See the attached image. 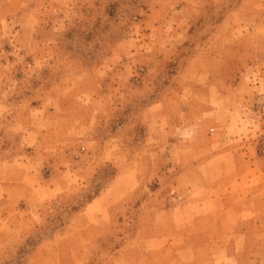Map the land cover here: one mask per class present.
Here are the masks:
<instances>
[{"label": "rangeland", "instance_id": "obj_1", "mask_svg": "<svg viewBox=\"0 0 264 264\" xmlns=\"http://www.w3.org/2000/svg\"><path fill=\"white\" fill-rule=\"evenodd\" d=\"M230 149L211 173H264V0H0V264H168L164 192Z\"/></svg>", "mask_w": 264, "mask_h": 264}, {"label": "crops", "instance_id": "obj_2", "mask_svg": "<svg viewBox=\"0 0 264 264\" xmlns=\"http://www.w3.org/2000/svg\"><path fill=\"white\" fill-rule=\"evenodd\" d=\"M188 114V111H181L178 117L187 118ZM164 116H166L165 112ZM191 127L188 130L194 131L195 126ZM170 143L181 148L184 145L181 139L170 140ZM210 144L212 148L218 145L217 142H210ZM207 147L209 148V146H200L199 142L196 147L197 152H200L199 156L210 152V148L208 151L204 150ZM197 152L193 159L195 162L192 160L194 168L185 176L181 175L182 178L177 179V182L185 180L188 183L191 182V189L182 190L178 185L174 190L169 189L164 192V199H169V204L164 205V229L179 227L187 232L182 234L176 231L174 234L164 230V251L170 250L168 264H195L202 259L200 252L204 249L209 250V264H264V258L261 255L251 256L250 254L254 247L264 249V192L260 199L256 197V193L264 187V173L260 177H254L252 173L237 177L231 172L222 175L211 173L209 169L217 164L222 166L225 164L227 171L228 169L231 171L233 161L237 162L234 150H226L202 160L199 156L196 157ZM65 178L66 176H53L52 189L54 188L55 191L60 189L63 192L72 190L73 183H65L64 186L59 184V181L63 183ZM255 178L258 182L245 192L242 203L237 204L235 182L253 181ZM60 190L58 192H61ZM89 210L90 206H86L76 212L74 217L81 218ZM25 212V215H21V218L25 216L24 220L19 221L16 218L14 227L10 228L18 236H25L26 232L30 233L37 225L36 212L30 208H27ZM13 217L16 215L11 212L10 218L13 219ZM68 228L69 226L65 225L60 234ZM42 244L47 248L48 254L42 257L33 254L29 258L31 261H45L54 256L56 238L55 240L50 238Z\"/></svg>", "mask_w": 264, "mask_h": 264}]
</instances>
